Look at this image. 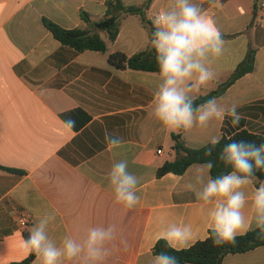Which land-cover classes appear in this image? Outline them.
Masks as SVG:
<instances>
[{
	"label": "crops",
	"instance_id": "1",
	"mask_svg": "<svg viewBox=\"0 0 264 264\" xmlns=\"http://www.w3.org/2000/svg\"><path fill=\"white\" fill-rule=\"evenodd\" d=\"M105 1L0 0V165L20 171L0 169V264L29 256L22 239L46 214L55 216L48 231L58 243L65 234L81 237L89 227L114 225L116 239L104 264H149L159 233L173 223L191 225L190 247L210 231L208 208L183 188L201 164L182 175L157 177L159 167L177 158L172 134H180L189 148L241 130L264 135L263 0H218V6L196 0L221 33L224 52L213 66L215 79L194 95L228 81L251 49L255 59L254 70L217 97L221 106H236L239 124L233 126L226 115L191 131H168L149 115L158 73L121 70L109 62L112 53L132 56L151 45L142 16H125L116 41L104 53L78 52L44 25L47 19L65 29L88 28L82 14L100 20ZM121 1L143 7L152 24L166 4ZM68 118L76 121L71 132L62 124ZM106 134L120 138L122 145L110 148ZM122 159L142 178L140 201L132 209L115 201L107 181L112 165ZM254 187L246 189L249 195ZM245 214L251 224L246 232L257 228L250 205ZM25 216L30 221L23 227ZM121 240L127 241L126 248ZM35 259L34 254L31 264ZM222 264H264V246L228 255Z\"/></svg>",
	"mask_w": 264,
	"mask_h": 264
},
{
	"label": "clouds",
	"instance_id": "2",
	"mask_svg": "<svg viewBox=\"0 0 264 264\" xmlns=\"http://www.w3.org/2000/svg\"><path fill=\"white\" fill-rule=\"evenodd\" d=\"M218 6V0H208ZM151 46L158 65L149 115L168 131H191L207 128L211 123L231 117L233 126L239 124L241 114L236 106H221L213 97L196 104L199 92L215 79L214 64L223 55L224 41L213 20L196 0H166L153 19ZM71 132L76 127L72 118L62 121ZM106 143L112 149L122 145V140L106 134ZM219 138H214L213 145ZM220 160L231 170L213 177L211 162L197 165L195 172L183 184L191 191L202 207L208 208V228L214 245L235 243L238 235L251 226L245 208L250 205L257 228L264 232V180H258L257 171L264 170V143L233 140L224 146ZM141 177L128 170L127 160L116 161L107 181L114 199L125 208L132 209L140 201L137 194ZM258 181L249 195L246 189ZM52 214L37 218L21 248L26 254H35L33 264H104L111 254L109 247L116 239L114 225L92 226L81 237L65 234L59 243L50 237ZM193 238L189 224L173 223L158 235L166 246L180 250L188 247ZM126 248L127 241L121 240ZM149 264H179L178 258L168 252L151 257Z\"/></svg>",
	"mask_w": 264,
	"mask_h": 264
},
{
	"label": "trees",
	"instance_id": "3",
	"mask_svg": "<svg viewBox=\"0 0 264 264\" xmlns=\"http://www.w3.org/2000/svg\"><path fill=\"white\" fill-rule=\"evenodd\" d=\"M106 13L103 18L93 21L89 14L83 13L82 19L89 26L88 28L65 29L54 22L43 19L44 25L51 32L56 40L66 46L74 48L78 52L95 51L106 52L110 44L114 43L120 32L121 22L125 16L140 15L149 31L151 41L153 24L145 17L143 7L128 6L121 0H106ZM155 51L150 45L146 50L138 52L132 56H127L122 52H115L109 56V62L121 70H134L149 73H158V65L155 60ZM255 50L251 49L245 60L237 67L232 76L215 90L200 95L195 103L202 104L210 98L220 97L238 79L254 70ZM172 149L176 152L177 158L174 161L165 162L157 170V177H162L168 173L182 175L194 164H205L211 162L214 167L211 175L215 177L220 173H226L231 169L226 167L220 160L219 155L224 146L233 140L252 141L256 144L264 143V135L241 130L230 136H223L218 144L209 143L200 148H189L182 140L180 134H172ZM0 169L20 173L19 170L7 168L0 165ZM258 180H264V170L257 171ZM258 186V181L255 183ZM211 230L204 240H199L186 249L176 250L166 246L163 239L158 240L152 253L168 252L178 258L179 264H222L224 259L231 254L246 253L258 247L264 246V232L259 228L252 229L242 235H238L236 242L214 245L210 238ZM34 254L29 255L22 261L11 264H31Z\"/></svg>",
	"mask_w": 264,
	"mask_h": 264
},
{
	"label": "built area",
	"instance_id": "4",
	"mask_svg": "<svg viewBox=\"0 0 264 264\" xmlns=\"http://www.w3.org/2000/svg\"><path fill=\"white\" fill-rule=\"evenodd\" d=\"M260 8H261V10H262L263 13H264V0L261 1V3H260ZM158 153H161V150H159ZM29 221H30L29 216L22 217V218L20 219V225L24 227V226H26V225L29 223Z\"/></svg>",
	"mask_w": 264,
	"mask_h": 264
}]
</instances>
